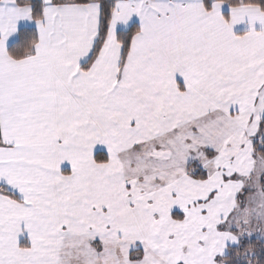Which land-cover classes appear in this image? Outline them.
<instances>
[{
	"label": "snow or ice",
	"instance_id": "1",
	"mask_svg": "<svg viewBox=\"0 0 264 264\" xmlns=\"http://www.w3.org/2000/svg\"><path fill=\"white\" fill-rule=\"evenodd\" d=\"M0 264H264V0H0Z\"/></svg>",
	"mask_w": 264,
	"mask_h": 264
}]
</instances>
